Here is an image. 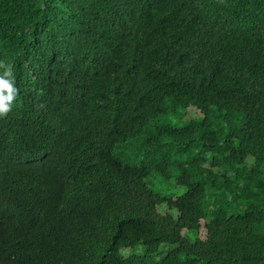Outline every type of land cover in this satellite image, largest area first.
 <instances>
[{
	"label": "trees",
	"instance_id": "trees-1",
	"mask_svg": "<svg viewBox=\"0 0 264 264\" xmlns=\"http://www.w3.org/2000/svg\"><path fill=\"white\" fill-rule=\"evenodd\" d=\"M0 264H264V0H0Z\"/></svg>",
	"mask_w": 264,
	"mask_h": 264
},
{
	"label": "rangeland",
	"instance_id": "rangeland-1",
	"mask_svg": "<svg viewBox=\"0 0 264 264\" xmlns=\"http://www.w3.org/2000/svg\"><path fill=\"white\" fill-rule=\"evenodd\" d=\"M189 109V108H188ZM185 111H182V110H178L175 114H172V115H168V116H165L163 118H161V121L163 122H170L174 125H181L183 124L184 122L182 121L181 119V116L184 115ZM199 114L194 110V109H190L187 114H186V118L184 120H188V119H194V118H198ZM130 150V149H129ZM216 172L220 173V171H217ZM149 180L151 181V185L153 187V190L155 191H158V192H161L165 195H168V194H171L173 196H180L181 194L184 193L185 189L184 188H179V187H176L175 184H174V180L171 179L170 183H162L159 178L155 177V176H150ZM166 207H161L159 209V212L161 213H165L166 212ZM201 236L204 237V231H201ZM164 248L161 247V252L160 253H163ZM143 253V247H142V244H137V245H134L132 247H129V248H125V249H121L119 251V254L122 255V256H129V255H139V254H142ZM160 258V255H155L153 257L154 260H158Z\"/></svg>",
	"mask_w": 264,
	"mask_h": 264
}]
</instances>
